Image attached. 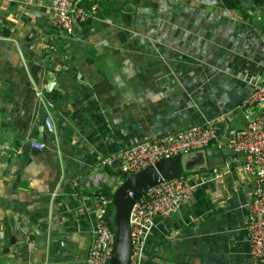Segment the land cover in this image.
<instances>
[{
  "label": "crops",
  "instance_id": "obj_1",
  "mask_svg": "<svg viewBox=\"0 0 264 264\" xmlns=\"http://www.w3.org/2000/svg\"><path fill=\"white\" fill-rule=\"evenodd\" d=\"M92 2L66 34L49 0H0V264H83L93 198L124 176L102 157L191 125L214 126L208 146L228 147L259 109L243 102L264 77V2ZM196 160L190 199L154 218L143 264H264L244 229L254 176L243 155H222L220 182Z\"/></svg>",
  "mask_w": 264,
  "mask_h": 264
},
{
  "label": "built area",
  "instance_id": "obj_2",
  "mask_svg": "<svg viewBox=\"0 0 264 264\" xmlns=\"http://www.w3.org/2000/svg\"><path fill=\"white\" fill-rule=\"evenodd\" d=\"M80 0H49L50 23L53 27L72 32L73 22H86L90 19L96 4ZM264 2V0H259ZM253 91L243 105L257 104L258 111L246 124L235 130L227 143L234 152L242 151L243 167L254 176L252 196L246 204L244 229L249 245V254L254 261L264 262V77L253 84ZM39 97V91H36ZM52 105L43 103L42 124L46 133H53L51 120ZM216 137L212 125H191L151 140L128 145L116 152L102 157L100 165H115L123 175L139 171L155 161L176 154H185L203 149ZM29 146L38 151L45 147L44 141L31 140ZM223 170L212 169L210 176L220 182ZM195 184L184 175L162 180L155 184L133 202L129 211L130 252L128 264H143L144 245L153 226L155 217L164 218L178 212L190 199ZM110 199L96 193L92 204L96 213L94 228L91 231L88 249L83 264H107L114 241V228L110 226L113 214H108ZM23 264H53L23 263Z\"/></svg>",
  "mask_w": 264,
  "mask_h": 264
},
{
  "label": "water",
  "instance_id": "obj_3",
  "mask_svg": "<svg viewBox=\"0 0 264 264\" xmlns=\"http://www.w3.org/2000/svg\"><path fill=\"white\" fill-rule=\"evenodd\" d=\"M44 129V126H42ZM36 141H40V136ZM240 154L229 147H205L185 154H176L155 161L151 165L123 178L111 192V205L113 210L112 220L114 226V241L107 264H128L130 252L129 236V211L133 202L146 190L170 178L194 171L193 163H196L198 155L201 158L203 169H213L222 165V155Z\"/></svg>",
  "mask_w": 264,
  "mask_h": 264
},
{
  "label": "trees",
  "instance_id": "obj_4",
  "mask_svg": "<svg viewBox=\"0 0 264 264\" xmlns=\"http://www.w3.org/2000/svg\"><path fill=\"white\" fill-rule=\"evenodd\" d=\"M222 1H224L225 3H227V5L228 6H230L231 5V2H229V0H222ZM256 1H258V2H260L259 0H256ZM121 12V9H115V11L112 13L113 14V16H116V14H119ZM127 176V175H126ZM125 175L123 176V178H125L126 177ZM98 193V192H97ZM99 193H101V192H99ZM103 194H104V196L106 197V198H108V199H110L111 200V193L110 192H102ZM108 207H112V205H111V201H110V203L108 204ZM110 226H112L113 228H114V226H113V220L111 219L110 220Z\"/></svg>",
  "mask_w": 264,
  "mask_h": 264
}]
</instances>
